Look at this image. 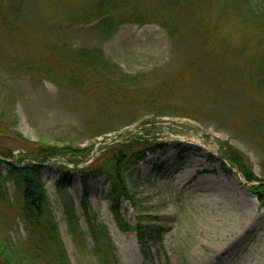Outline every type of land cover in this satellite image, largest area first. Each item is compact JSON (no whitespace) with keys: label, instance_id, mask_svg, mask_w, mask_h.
I'll return each instance as SVG.
<instances>
[{"label":"rangeland","instance_id":"obj_1","mask_svg":"<svg viewBox=\"0 0 264 264\" xmlns=\"http://www.w3.org/2000/svg\"><path fill=\"white\" fill-rule=\"evenodd\" d=\"M5 2L13 0H4L7 8ZM91 2L24 0L15 15L5 9L13 21L27 20L36 25L19 36L28 45H33L32 34L37 44L42 37L51 42L63 41L65 48H101L105 58L122 73L145 76L142 88L147 92H155L158 82L178 69L184 70L178 80L187 74L182 58L185 52L190 53V40L176 43L156 23H125L106 40L89 25H70L67 15L74 13L72 8L88 9ZM164 14L171 15L168 11ZM226 17L228 21L215 34L232 47L245 45L254 51L252 42H248L254 32L239 29L231 22L232 14ZM16 44L14 48L20 49L21 41ZM235 54L231 61L239 68V61L248 53ZM33 55L38 63L42 61L39 48ZM5 58L0 56V102L8 128L37 144L89 148L88 157L77 164L62 158H51L42 164L50 210L69 264H96V260L92 257L90 236L74 234L67 226L60 206L61 192L55 185L60 173L52 164L83 167L103 146L133 133L142 134L151 124L155 125L151 127L154 137L165 147L149 154L131 170L134 183L129 192L135 203L121 199L118 213L130 226L160 227L161 242L145 238L141 248L135 230L124 231L118 225L111 209L108 182L104 178L94 179L87 182L84 190L75 171H71L66 192L74 201L79 228L86 231L89 220L105 225L119 264H264V207L250 190L254 183L247 182L236 168H228L225 159V163L220 159L218 146L221 141L235 147L248 158L254 175L264 177V145L246 128L237 127L251 111L249 104L264 103L263 95L254 94L243 81H235L222 88L227 103H215L208 95L214 91L207 77L191 75L197 87L161 97L159 110L151 111L146 104L115 106L109 104L111 98L106 94L72 91L53 78L43 77V70L36 71L37 76L28 72L16 75V66ZM180 106L187 113L179 112ZM132 118L135 119L130 121ZM18 150L13 151L14 156ZM206 181L233 194L237 202L208 192L203 188ZM13 186L6 184L8 204L0 203V237H8L4 239L22 247L29 233L23 222L13 217L19 205Z\"/></svg>","mask_w":264,"mask_h":264},{"label":"trees","instance_id":"obj_2","mask_svg":"<svg viewBox=\"0 0 264 264\" xmlns=\"http://www.w3.org/2000/svg\"><path fill=\"white\" fill-rule=\"evenodd\" d=\"M22 1L24 0L5 2L9 4L6 8L4 0H0V56H6L5 59L13 62L16 75L28 72L37 76L36 71L43 70V77L53 78L72 91L106 94L111 98L109 104L115 106L146 104L151 111L162 108L159 103L162 98L177 94L182 89H195L197 85L191 80V75L207 77V82L214 91L208 92V95L215 103H227L222 88L235 81H243L254 94L264 96V0H93L87 5L88 9H85L86 6L78 10V7L72 8L74 13L67 15L70 25H89L91 30L105 40L125 23H156L167 31L172 41L178 43L180 40H190V53L185 52L182 58V65L186 66L185 69L188 68L186 73L189 77L186 74L178 80L184 71L178 69L161 79L153 93L142 88L145 76L122 73L116 64L105 58L101 48H65L67 45L63 41L51 42L42 37L41 40L37 39V44L36 37L32 34L33 45H28V41L21 40L19 36L30 32L32 29L29 28L36 25L27 20L24 23L13 21L6 14L8 9V13L15 15L20 10ZM166 11L171 15H165ZM231 14L235 19L231 22L239 26V29L254 32L253 37L248 38L254 51L251 52L245 45L241 48L232 47L228 41L215 34V30L228 21L226 16ZM34 33L38 35V32ZM186 34L188 36L184 38ZM20 41L21 46L17 50L14 47ZM30 45L32 49L28 50ZM37 48L42 53L40 63L34 60L33 54ZM246 52L248 56L239 61L241 65L238 68L231 60L235 59V53ZM164 103L169 105L166 101ZM248 106L251 111L237 127L246 128L263 146L264 103H251ZM179 110L187 113L182 106ZM4 113V105L0 102V203L8 204L6 184H13L19 198L13 217L23 222L29 238L25 246L18 247L5 240L8 237H0V264H69L61 248L57 224L50 210L42 177V164L51 158H62L67 163L77 164L88 157L89 148H74L71 145L58 147L26 140L8 128ZM153 126L155 125L151 124ZM151 127L143 129L142 134L133 133L111 145L103 146L91 162L83 167L70 168L55 162L52 164L60 173L55 185L61 192L60 206L67 226L74 234L90 236V249L96 264H119V260L105 225L89 220L86 231L79 228V215L74 201L66 192V183L72 177L70 173L75 171L84 190L91 180L104 178L108 182L111 209L118 225L124 231L135 230L141 248L145 245V238L161 242L160 227L130 226L122 221L118 213L121 199L133 202L129 192V186L134 183L131 170L144 162L149 154L165 147L164 143L154 137ZM218 144L220 155L229 166L236 168L247 182L256 183L250 185V190L261 207H264V177L254 175L248 158L235 147L221 141ZM16 149L19 152L14 156L13 151ZM84 192L85 201L87 193ZM9 207L13 208L12 205Z\"/></svg>","mask_w":264,"mask_h":264},{"label":"bare ground","instance_id":"obj_3","mask_svg":"<svg viewBox=\"0 0 264 264\" xmlns=\"http://www.w3.org/2000/svg\"><path fill=\"white\" fill-rule=\"evenodd\" d=\"M204 186L205 187H203V188H205L208 192H210L212 194L221 196L229 202H237V199L234 197L233 194H230L228 192H223L221 189H219L215 185H213V183L206 181ZM237 204L239 205V207L243 208L241 204H239V203H237Z\"/></svg>","mask_w":264,"mask_h":264},{"label":"water","instance_id":"obj_4","mask_svg":"<svg viewBox=\"0 0 264 264\" xmlns=\"http://www.w3.org/2000/svg\"><path fill=\"white\" fill-rule=\"evenodd\" d=\"M220 159L225 163V161L222 158H220ZM229 168H231V167H229Z\"/></svg>","mask_w":264,"mask_h":264}]
</instances>
